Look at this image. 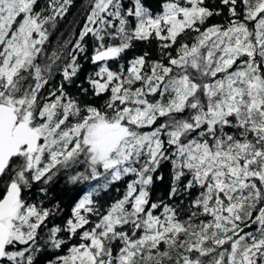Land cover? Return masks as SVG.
Instances as JSON below:
<instances>
[{"label": "snow or ice", "instance_id": "1", "mask_svg": "<svg viewBox=\"0 0 264 264\" xmlns=\"http://www.w3.org/2000/svg\"><path fill=\"white\" fill-rule=\"evenodd\" d=\"M71 3L47 0L37 11L38 0H0V264H33L50 215L26 203L24 189L80 165L71 183L135 178L103 214L90 196L80 200L64 229L80 240L50 264H264V0H220L226 23L206 28L221 13L205 0H167L155 16L141 0L126 10L121 0H89L63 68L57 62L70 41L38 63ZM189 33L191 43L179 39ZM89 34L98 42L92 63H104L88 83L93 96L107 94L103 104L82 106L63 88L42 96L54 70L68 82L76 76V52ZM150 39L160 42V60L149 63L145 53L126 71L107 66L132 41ZM174 46L175 55L167 51ZM163 160L173 169L170 198L185 177L186 194L199 190L187 220L149 200ZM60 231L50 230L55 250L68 242Z\"/></svg>", "mask_w": 264, "mask_h": 264}, {"label": "trees", "instance_id": "2", "mask_svg": "<svg viewBox=\"0 0 264 264\" xmlns=\"http://www.w3.org/2000/svg\"><path fill=\"white\" fill-rule=\"evenodd\" d=\"M47 0H38L36 10L39 11L41 7L46 6ZM142 4L149 9L152 15H157L161 12L163 3L167 0H141ZM123 9L134 6V0H121ZM205 6L213 11H220V15H213L206 20L205 25L201 26L206 28L215 24H225L228 18L227 7L220 3V0H205ZM90 11L89 0H72L71 5L68 7L67 13L63 18H58L56 27L50 29V35L48 41L44 44V53L38 58L37 62L43 64L46 61L47 56L62 47L65 41H70L66 48H63L64 58L58 61V65L62 69L64 64L70 59L69 53L73 51L76 40L79 37V33L83 28L87 14ZM47 14V13H46ZM135 21L132 18V25ZM194 33H189V36H182L179 39L182 42L191 43V37ZM94 37L89 34L83 42V52H76L77 63L79 70L76 76L72 77L71 82L65 81L60 71L54 70L51 79L48 84L42 89V96L48 95L52 90L63 88L67 96L78 100L81 105L85 103L94 104L99 107L103 104L107 98V94L101 97H95L91 94V86L88 83L89 77H93L96 72L97 64H93L91 57L94 54V49L97 46ZM105 43H118V41L105 40ZM160 42L155 39L148 41H132L131 47L126 49L118 60H110L107 62V66L114 72H119L121 65H123L125 71L129 66V62L137 57L144 56L147 53L146 60L151 63L152 61L161 59V49L159 48ZM173 55H175V46L169 49ZM166 63V59L164 60ZM104 63V62H103ZM84 89H87L85 93ZM59 94V93H57ZM226 131L231 132V129ZM55 171V170H54ZM77 172H84V166L80 165L70 169L61 168L52 177V180L47 184L43 182H36V207L40 209H47L50 215L47 217V225L43 230L38 231L35 247L37 251L33 253V264H50V261H55L58 256L67 255L68 248L79 242V237L74 236L69 239V233L64 231L67 226V221L70 220V209L76 201L79 190L82 187V182L86 180H80L77 183H71L69 176L75 175ZM172 164L170 160H163L155 172L152 173L153 182L148 186L149 200L152 203L167 204L168 206L177 210V219L184 221L189 216L190 201L193 200L198 194V189H193L192 194L188 195L183 190V184L186 183L187 177L181 182L178 193L170 198V192L172 188ZM135 177L126 176L120 181L113 182L105 186L104 181L97 180L98 192H94L92 195L93 204L92 207L99 211L101 214L105 213L107 209L111 207L113 203L121 199L127 189V184ZM8 177H4L3 181H6ZM92 181V180H90ZM3 182L0 181V188H2ZM81 186V187H80ZM23 194V198H24ZM47 199V202H45ZM162 211V207L157 211V215ZM256 213H254L255 215ZM88 219L94 223L99 217L96 215H90ZM200 219H210L209 217H201ZM198 222V221H197ZM91 226V225H89ZM86 226V227H89ZM241 227H244L241 225ZM255 225L251 228L244 227V232L254 231ZM52 228H59L61 231L57 234L58 238L67 240L68 242L60 250L52 248L48 243L50 230ZM126 231H130V228L126 227ZM47 234V236L45 235ZM120 247L119 243L113 245L114 251ZM163 247V246H161ZM225 247H228L227 245ZM195 255V254H194ZM209 259L208 257L204 258ZM166 264H175V261L166 262Z\"/></svg>", "mask_w": 264, "mask_h": 264}, {"label": "flooded vegetation", "instance_id": "3", "mask_svg": "<svg viewBox=\"0 0 264 264\" xmlns=\"http://www.w3.org/2000/svg\"><path fill=\"white\" fill-rule=\"evenodd\" d=\"M41 94H42V91H41ZM47 96V95H46ZM35 184H36V182L35 183H33L32 185H31V187L30 188H26V189H24V191L22 192V195L23 194H25L24 195V200L26 201V203H28V204H32V205H35L36 206V202H37V199H36V187L37 186H35ZM81 187V186H80ZM98 192V185H97V180H92V181H90V180H86V181H84V182H82V187H81V189L79 190V193H78V195H77V198H76V201L78 200V198L80 197V196H82V195H87V196H90V198L92 199V195L94 194V192ZM75 201V202H76ZM45 202H47V199H45ZM75 204V203H74ZM73 204V205H74ZM73 207V206H72ZM72 207H71V209H70V219L72 218V212H71V210H72ZM90 215H94V214H91V213H89V214H87V216L89 217ZM97 216V215H96ZM46 220H47V218H46ZM45 220V222H44V224L41 226V228L40 229H38V231L40 230H43L46 226L45 225H47V221ZM46 236H47V234H45Z\"/></svg>", "mask_w": 264, "mask_h": 264}, {"label": "rangeland", "instance_id": "4", "mask_svg": "<svg viewBox=\"0 0 264 264\" xmlns=\"http://www.w3.org/2000/svg\"><path fill=\"white\" fill-rule=\"evenodd\" d=\"M162 11H163V7L161 8V12L160 13H162ZM159 13V14H160ZM103 64V62H99L98 64H97V69H96V72L99 70V67L101 66ZM95 72V73H96ZM95 73L93 74V77H95ZM85 196H87V195H82V196H80L79 198H78V200L75 202V204L73 205V207H72V210H71V214H72V218L71 219H73L74 217H73V209L76 207V205L80 202V200H82ZM78 237H79V235H78ZM80 240V239H79Z\"/></svg>", "mask_w": 264, "mask_h": 264}]
</instances>
